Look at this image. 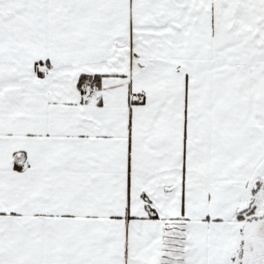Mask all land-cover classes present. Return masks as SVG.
Listing matches in <instances>:
<instances>
[{"label": "snow or ice", "instance_id": "snow-or-ice-1", "mask_svg": "<svg viewBox=\"0 0 264 264\" xmlns=\"http://www.w3.org/2000/svg\"><path fill=\"white\" fill-rule=\"evenodd\" d=\"M0 264H264V0H0Z\"/></svg>", "mask_w": 264, "mask_h": 264}]
</instances>
